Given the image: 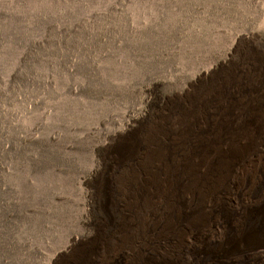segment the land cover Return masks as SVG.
I'll return each instance as SVG.
<instances>
[{"label":"rangeland","instance_id":"rangeland-1","mask_svg":"<svg viewBox=\"0 0 264 264\" xmlns=\"http://www.w3.org/2000/svg\"><path fill=\"white\" fill-rule=\"evenodd\" d=\"M263 139L264 0H0V264H214L131 249Z\"/></svg>","mask_w":264,"mask_h":264},{"label":"bare ground","instance_id":"bare-ground-1","mask_svg":"<svg viewBox=\"0 0 264 264\" xmlns=\"http://www.w3.org/2000/svg\"><path fill=\"white\" fill-rule=\"evenodd\" d=\"M242 124L245 125L244 128L257 129L256 123L252 119H246ZM209 135L211 136V134ZM236 142V148L230 146L227 150L221 149L222 152L218 158L224 154L232 162L233 156L237 157V154L241 153V149L246 150L249 147L247 140L245 143ZM256 153L258 154L256 162L253 163L251 169L238 162L237 166L231 165L230 177L233 179L229 180L230 184L227 190L220 192V196H215L217 192L214 193L213 197L206 201L198 212L185 210L180 213L181 216H176L173 225L175 227L173 232H170L171 236L168 237L165 244L157 243L156 239L162 240L163 237L158 233H153L150 236L153 239L145 246L138 247L137 243L134 244L131 249L132 258L138 255L143 259L151 257L152 250L166 251L174 236L185 233L187 240L183 242L182 255H197L202 257L205 262L213 260L214 264H227L224 261L232 262L237 254V258L239 257L240 260L246 261L250 257L255 264H264V243L256 242L260 234L264 235V193H262L264 170L260 168L264 165V139L261 140ZM251 171H255L254 178L257 175L253 190L249 189ZM196 214L202 218L199 219L200 221L191 219ZM99 250V245L95 244L91 252L96 254ZM132 261L139 262L136 259H132ZM196 262L200 263L199 260Z\"/></svg>","mask_w":264,"mask_h":264}]
</instances>
